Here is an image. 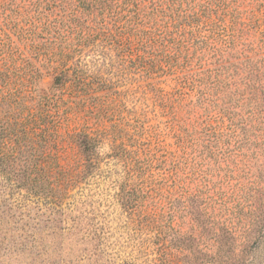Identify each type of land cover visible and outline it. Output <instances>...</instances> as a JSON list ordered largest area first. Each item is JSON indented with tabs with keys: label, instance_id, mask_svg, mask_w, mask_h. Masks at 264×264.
I'll return each mask as SVG.
<instances>
[{
	"label": "rangeland",
	"instance_id": "obj_1",
	"mask_svg": "<svg viewBox=\"0 0 264 264\" xmlns=\"http://www.w3.org/2000/svg\"><path fill=\"white\" fill-rule=\"evenodd\" d=\"M168 1L120 0L102 15L91 11L96 24L85 9L75 11L77 0H0V76L33 111L49 115L66 170L74 174L80 165L75 134L97 143L94 164L58 202L0 175V264H184L176 248L191 247L197 233L181 208L198 181L185 179V160L177 172L183 181L173 185L171 167L186 158L178 137L199 130L202 117L182 83L191 71L168 67L184 62L177 45L146 41L172 31ZM216 1L237 16L235 29L252 52L243 40L237 50L264 64V0ZM246 164L264 180L263 152ZM171 202L174 247L165 235ZM146 216L157 218L156 227ZM249 258L264 264V238Z\"/></svg>",
	"mask_w": 264,
	"mask_h": 264
},
{
	"label": "trees",
	"instance_id": "obj_2",
	"mask_svg": "<svg viewBox=\"0 0 264 264\" xmlns=\"http://www.w3.org/2000/svg\"><path fill=\"white\" fill-rule=\"evenodd\" d=\"M118 1L77 0L75 11L85 9L90 21L97 24V15L109 12ZM124 1L134 5L139 0ZM167 8L168 26L172 28L165 33L167 39L160 36L159 40L146 41L157 43L164 39L172 47L177 45L184 62H168V67L191 71L183 75L182 83L196 96L195 106L202 117L199 130L178 137L186 158L171 167L173 185L182 183L177 172L186 163L189 176L185 179L198 181L196 194L189 196L191 202L181 208L195 224L190 229L196 231L197 237H190L191 247L176 249L184 254V264H249L252 250L264 238V180L259 169L256 168L255 175L246 164L247 158L254 159L262 152L264 155L263 59L254 63L237 50V43L243 40L242 47L246 45V50L252 52L241 31L235 29L237 16L228 12L224 2L169 0ZM227 17L230 24L221 26ZM24 99L18 87L0 76V175L28 195L58 202L64 197L62 191L81 179L94 164L97 143L88 134L74 135L81 157L78 170L72 174L55 153L49 115L38 108L33 111ZM230 164L233 168L228 169ZM209 165L216 167L213 170L218 173L212 175ZM169 207L173 209L169 210L165 235L169 237L168 246L174 247L171 223L176 208L172 202ZM146 219L156 227L157 218Z\"/></svg>",
	"mask_w": 264,
	"mask_h": 264
}]
</instances>
